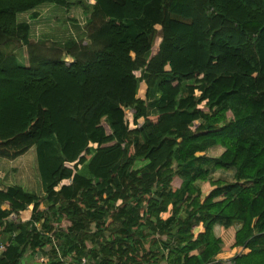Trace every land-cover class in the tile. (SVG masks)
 I'll list each match as a JSON object with an SVG mask.
<instances>
[{"label": "trees", "instance_id": "16d2710c", "mask_svg": "<svg viewBox=\"0 0 264 264\" xmlns=\"http://www.w3.org/2000/svg\"><path fill=\"white\" fill-rule=\"evenodd\" d=\"M74 3L0 0V264H264V0Z\"/></svg>", "mask_w": 264, "mask_h": 264}, {"label": "rangeland", "instance_id": "374dc122", "mask_svg": "<svg viewBox=\"0 0 264 264\" xmlns=\"http://www.w3.org/2000/svg\"><path fill=\"white\" fill-rule=\"evenodd\" d=\"M68 1L75 2L74 5H77L76 7L72 8L69 16L70 17L74 16V19L78 23H81V26H79V27L82 28L83 27L82 24H84V22H85V17L83 16V12H82L83 9H82V6H80V4L90 3L91 0H68ZM52 17H54V16H52ZM57 19L58 20L51 18L50 22H47V21L45 22V20H46L45 19L43 24H41L44 27L43 31L48 32V33L51 32L52 37L58 38L60 40H62L61 38H65V35L68 32V29H70L71 31L73 30L72 33L76 36V32H75L76 29H74V27H72V23H68V24L66 23L65 25H67V26H63V25L60 26L61 20L59 18H57ZM38 29H41V28L37 27V29H34V34H36L35 30L38 31ZM77 30H79V29H77ZM13 48L17 49L16 47H13ZM9 50H5V52H10ZM138 76H139V74H138ZM143 89H144L143 84H141L139 92H138V95L140 97H142V95L144 93ZM126 119L129 123H131V121H132V112L131 111L126 112ZM218 152H219L218 149L210 150L208 152V155L214 157L218 154ZM20 161L25 162V164H26L25 167H26L27 172L34 169V172H32L34 175V180H33L30 187H24V189H26L30 192H33L35 195L39 196L40 194H42L43 189H42V184H41V177H40L39 172L37 170L35 148L31 149L24 156L17 158L16 160H13V161H7V160L0 159V163H4V164L9 166V167H3L2 169L0 168L2 170L1 173L6 174L8 177L10 176V177L14 178L17 175L16 171L18 170V168L16 171H13L12 168H10V167H18L20 164ZM83 173L85 174L86 171L83 170ZM211 177L215 180L221 179V180L227 181V180L231 179V173L214 171L211 174ZM10 181L14 182L13 180H10ZM64 183H67V182H64ZM41 208H43V207H41ZM27 215H29V213H25L23 215L24 219L27 218ZM199 230L200 229L195 231V233H198ZM22 263L23 264H43V259H41V256H39V255L34 256V257L26 255V257L22 260Z\"/></svg>", "mask_w": 264, "mask_h": 264}, {"label": "crops", "instance_id": "0c3cea01", "mask_svg": "<svg viewBox=\"0 0 264 264\" xmlns=\"http://www.w3.org/2000/svg\"><path fill=\"white\" fill-rule=\"evenodd\" d=\"M39 16V22H38V25L42 23L43 21V16L44 14L43 13H39L36 15V18ZM31 22H32V18L29 19ZM36 20V19H35ZM44 29V27H42ZM38 29V33H42L41 30L43 29ZM16 51L14 48L10 49L9 51ZM25 162L24 161H20V164L18 167H10L12 168L13 171H16L17 168L18 170L16 171L17 172V175L12 178V177H8L6 174H3L1 173V169L3 167H9L8 165L4 164V163H0V173L3 174V179H2V182L0 183V189H2L3 187H9L11 185H17V186H21V187H30L33 180H34V175L32 172H34V169H32L31 171L27 172L26 170V167H25ZM10 180H13L14 182L10 181ZM30 212H31V207L28 209V211L24 212L21 214L20 218L22 221H27L30 217ZM25 213H29V215H27V218L24 219V214ZM198 230V229H197ZM199 232V231H198ZM241 250H233L231 252H226V253H223L221 255H219L217 258H222V257H233L235 256L236 254L240 253Z\"/></svg>", "mask_w": 264, "mask_h": 264}, {"label": "built area", "instance_id": "2783aa9c", "mask_svg": "<svg viewBox=\"0 0 264 264\" xmlns=\"http://www.w3.org/2000/svg\"><path fill=\"white\" fill-rule=\"evenodd\" d=\"M3 245L0 243V249H2ZM233 257H222V258H216L215 262L213 264H235L233 261Z\"/></svg>", "mask_w": 264, "mask_h": 264}, {"label": "water", "instance_id": "95a60500", "mask_svg": "<svg viewBox=\"0 0 264 264\" xmlns=\"http://www.w3.org/2000/svg\"><path fill=\"white\" fill-rule=\"evenodd\" d=\"M19 264H23L22 262H20Z\"/></svg>", "mask_w": 264, "mask_h": 264}]
</instances>
